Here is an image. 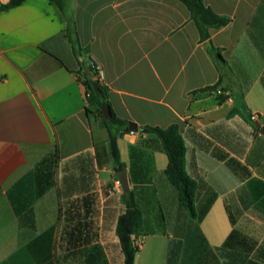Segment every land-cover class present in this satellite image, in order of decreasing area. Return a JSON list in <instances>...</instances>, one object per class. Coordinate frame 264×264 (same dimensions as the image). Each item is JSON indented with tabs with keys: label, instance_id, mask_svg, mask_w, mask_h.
Returning a JSON list of instances; mask_svg holds the SVG:
<instances>
[{
	"label": "crops",
	"instance_id": "1",
	"mask_svg": "<svg viewBox=\"0 0 264 264\" xmlns=\"http://www.w3.org/2000/svg\"><path fill=\"white\" fill-rule=\"evenodd\" d=\"M71 1L115 113L139 128L117 140L143 214L135 264H264V0H204L231 19L212 33L224 102L202 91L220 73L181 1ZM65 29L49 0L0 12V264H124L123 189ZM174 123L196 217L141 132Z\"/></svg>",
	"mask_w": 264,
	"mask_h": 264
},
{
	"label": "trees",
	"instance_id": "2",
	"mask_svg": "<svg viewBox=\"0 0 264 264\" xmlns=\"http://www.w3.org/2000/svg\"><path fill=\"white\" fill-rule=\"evenodd\" d=\"M25 0H9L8 3L0 5V12L10 10L21 5ZM55 4L63 13L66 21L65 37L70 41L74 55L79 64L78 73L86 87V110L88 113L94 110L109 134V146L114 160L115 170L118 173L126 168L121 161L118 148V135L122 130H128L131 122L123 120L115 113L109 100V88L103 83L100 76V68L97 62L89 55V48L81 45L77 24L74 17L71 0H49ZM189 10L191 19L195 23L200 36V42L207 46L213 57L220 77L217 83L205 87L202 91H216L223 81V69L226 61L222 55V49L217 48L212 42V33L215 30L227 26L231 19L217 14L204 0H179ZM96 83L97 89L92 86ZM219 102L226 100L225 95H218ZM107 105L109 117L104 118L101 106ZM141 132L154 134L161 142L163 150L168 157V165L165 174L169 182L178 190L180 201L189 211L192 217H196L195 195L197 183L186 172L185 157L186 147L178 124L174 123L166 128L146 125ZM125 212L119 217L117 224V236L123 251L124 264H135L139 248L135 245V238L139 236L143 226V214L138 207L133 190L123 191Z\"/></svg>",
	"mask_w": 264,
	"mask_h": 264
},
{
	"label": "water",
	"instance_id": "3",
	"mask_svg": "<svg viewBox=\"0 0 264 264\" xmlns=\"http://www.w3.org/2000/svg\"><path fill=\"white\" fill-rule=\"evenodd\" d=\"M92 86H93V88L95 90L97 89L96 83H93ZM101 111H102V114H103L104 118L107 119L109 117V108H108V106L107 105L101 106ZM256 126L260 128L261 133L264 135V127H261V125L259 123H257ZM128 130L135 132V131H138L139 128L137 127V125H135L133 123H130L128 125ZM117 176H118L119 183H120L123 191H129L130 190V185H129L127 170L126 169L120 170L117 173Z\"/></svg>",
	"mask_w": 264,
	"mask_h": 264
},
{
	"label": "built area",
	"instance_id": "4",
	"mask_svg": "<svg viewBox=\"0 0 264 264\" xmlns=\"http://www.w3.org/2000/svg\"><path fill=\"white\" fill-rule=\"evenodd\" d=\"M215 92H216L217 94H219V95L221 94V92H220L219 89H217ZM250 120L253 121V122L256 121V120H257V114H256V113H252L251 116H250ZM129 132H130L131 134L134 133V131H130V130H129ZM135 245L139 248V246H140L141 244L138 242V243H136Z\"/></svg>",
	"mask_w": 264,
	"mask_h": 264
}]
</instances>
